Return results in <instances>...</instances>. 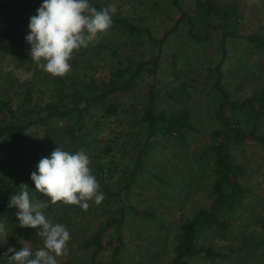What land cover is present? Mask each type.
I'll list each match as a JSON object with an SVG mask.
<instances>
[{
	"label": "trees",
	"instance_id": "trees-1",
	"mask_svg": "<svg viewBox=\"0 0 264 264\" xmlns=\"http://www.w3.org/2000/svg\"><path fill=\"white\" fill-rule=\"evenodd\" d=\"M89 2L97 10L106 7ZM42 3L43 0H0V56L12 55L20 66L32 67L34 74L23 83L13 74L7 75L6 92L0 101V222H6L7 233L5 240L0 236V263L9 247L19 250L25 241L31 243L33 251L43 246L36 230L19 227L18 209L8 207L10 197L18 194L21 184H27L38 199L49 203L46 217L66 226L69 242L77 247L76 255L82 263L124 264V228L130 216L133 221L145 223L139 230L146 225L173 231L170 264H192L202 254L212 262L230 258L231 254L216 252L205 241L230 239L251 194L245 185L249 168L242 160V151L254 144L264 148V84L257 83L258 73L264 72V31L259 28L248 34L242 32L244 15L236 1L194 0L193 10L189 11L181 0H173L179 20L170 31L156 37L147 24L115 13L106 34H98L87 48L74 51L69 61L71 71L64 77H53L31 60V46L25 40L29 19ZM181 22L187 27L193 47L204 50L216 43L220 59L215 65L205 66L206 72L200 74L203 77L199 80L194 69L197 63H181L179 54L173 53L167 62L172 80L163 82L164 46ZM236 41L246 45L248 61L232 70L230 80L223 68L228 45ZM141 45L150 47L149 56L125 57L128 50L135 52ZM254 56L263 62L254 60ZM108 60L107 77H96L94 72ZM199 67L200 64L198 72ZM246 89L250 90L247 94ZM194 93L215 104L209 141L199 155L191 149V138L200 133L194 124ZM103 119L115 120L118 131L109 130L108 135L100 137L107 125ZM57 146L72 153L83 150L89 156L92 172L105 194L100 205L89 202L87 211L63 202L52 205L47 197L35 192L31 173L40 159L50 156ZM170 147L177 150L174 157L188 169L186 179L209 174L208 171L212 177L208 205L173 223H167V216L160 215L156 207L140 209L131 203L132 191L145 177L156 149L170 151ZM121 150L124 154L118 157ZM125 160L124 170L114 178ZM152 175V181L162 185L160 188L169 184L162 173ZM180 199L178 195L167 201L179 205ZM98 212L101 219L93 226L78 219ZM255 221L264 231V215ZM141 239L138 235L134 260L139 254L152 256L151 246L147 245L154 241L144 239L147 249ZM242 239L239 251H248L251 246L255 251L264 248L262 239L255 244L246 236ZM144 247L147 250L142 253ZM108 251L107 263L104 256ZM58 264L73 263L68 260Z\"/></svg>",
	"mask_w": 264,
	"mask_h": 264
},
{
	"label": "rangeland",
	"instance_id": "rangeland-1",
	"mask_svg": "<svg viewBox=\"0 0 264 264\" xmlns=\"http://www.w3.org/2000/svg\"><path fill=\"white\" fill-rule=\"evenodd\" d=\"M104 6L109 4H115L117 7V12L122 16H126L133 20L134 22H143L151 27L156 37L162 36L164 33L170 31L176 26L179 20V13L173 5V0H92ZM220 2L236 1L239 6L241 13L244 15V20L242 23L241 30L244 34L251 33L261 28L264 31V0H219ZM182 6L186 10H193L194 0H181ZM187 27L184 22L179 24V29L171 35V38L167 44L164 46L163 59L165 65L161 74V81L168 82L172 80L171 75L167 73L169 69L168 60L171 61L170 56L173 53H178L180 56V62L195 64V71L197 74L206 72L205 66L209 64L215 65L219 59L220 55L216 54L217 45L216 43L210 44L204 50L200 48L193 47V44L187 36ZM97 37L94 39V41ZM192 45V46H191ZM149 46L141 45L140 48L137 47L136 51L128 50L127 56H133L139 58L143 55L149 56L150 51ZM155 51H157L155 49ZM228 57L225 60L224 72L226 75L229 74V79L233 80L230 76L232 70L238 67L241 62H247L248 60V50L244 43L241 41L231 42L228 45ZM254 60H258L259 63L263 62L261 57H253ZM109 62L100 64L98 70L94 72V75L98 78H106L109 73ZM198 64H200L198 72ZM26 65L20 66L15 62L12 55L0 56V101L3 100V94L6 92L5 80L7 75L13 74L14 78L21 83L30 81L34 74L32 67ZM166 68V69H165ZM230 71V72H229ZM193 74V73H192ZM191 74V75H192ZM198 75V76H199ZM260 79L257 81L258 84H264V72L263 74L257 75ZM203 75L199 76V80H202ZM45 92L46 89L42 87ZM193 90V89H192ZM191 91V89H190ZM195 90L194 92H196ZM249 89H246L244 93H249ZM47 93V92H46ZM202 96L203 92L200 93ZM196 101L193 102L192 108L196 113V121H194L197 129H200V133L194 134L191 138V149L196 150L198 155L201 150L209 141V131L213 122L211 120V113L215 108V104L210 100L208 102V97L203 99L196 96L194 93V98ZM200 114V117H198ZM107 125L103 128L100 137H105L113 129H117L118 123L113 120H104ZM120 129V128H119ZM123 149V148H120ZM170 151H162L161 148L156 149L154 160L148 163L147 172H145V177L141 179L139 185L135 187L132 191L131 203L137 208L146 209L148 206H153L159 209L160 215H166L168 222L178 221L181 217H191L195 211L200 207L208 205L209 198L207 193L210 189L212 183V177L209 174L206 176L202 173L193 179H186L188 177V169L180 159H176L174 155L177 153L175 148L170 147ZM118 157L124 154V150L119 152ZM242 160L248 165V175L245 179V185L251 190V194L248 197L246 206L240 211L242 217L236 222L235 229L227 241H205V245L213 246L216 252H220L225 255H230L231 257L220 259L218 258L215 262L210 261L207 258L198 257L192 264H264V248L258 251L253 250L251 246L248 251H239V248L243 244V237H248V240L252 241L253 244L257 243L258 240H264V231L257 226L255 218L264 215V148L259 145H249L245 146L242 151ZM127 160L124 161L123 166L120 167L118 174L121 173ZM160 172L166 176L168 185H162L152 181V173ZM107 181H109L107 177ZM193 181V182H191ZM185 187L184 192H182ZM157 190V194L155 193ZM178 195H181L179 205L175 204L173 201H167V198L175 199ZM163 205V206H162ZM171 209V212H167ZM84 224H94L98 223L101 219V212L94 214H87L85 217H79ZM79 220V221H80ZM170 223V224H171ZM145 223H140L139 221H133V218L128 217V222L124 228V236L126 239L127 248L124 250L123 263L124 264H170V256L172 254V239L173 231L158 230L157 228H146L142 226V230H139L140 225ZM26 229V228H22ZM141 235V245L146 246V241L144 239H150L149 241H154L149 243L147 246L151 248L152 256L140 255L137 260L132 259L133 255L136 253V248L138 245L137 236ZM204 242V241H203ZM204 244V243H203ZM146 246V248H147ZM76 246L74 243L68 242V255L57 257V261L63 262L72 260L73 264H85L82 263L80 258L77 257L78 253L76 251ZM142 253H145V247ZM110 251L105 253L104 260L108 263L110 260ZM77 254V255H76ZM248 255V256H247ZM4 262L0 264H9L6 261L7 257H4ZM105 262V263H106ZM259 262V263H258Z\"/></svg>",
	"mask_w": 264,
	"mask_h": 264
},
{
	"label": "clouds",
	"instance_id": "clouds-1",
	"mask_svg": "<svg viewBox=\"0 0 264 264\" xmlns=\"http://www.w3.org/2000/svg\"><path fill=\"white\" fill-rule=\"evenodd\" d=\"M115 4L101 10L89 0H43L36 15L29 19L31 60L53 77H64L71 71L74 51L87 48L98 34H106L112 27ZM91 160L83 151L75 153L55 147L50 156L42 157L31 173L35 192L49 199L52 205L63 202L77 205L83 211L100 205L105 194L90 167ZM49 203L38 199L27 184H21L18 194L10 197L9 208L16 213L19 227L36 230L43 246L33 251L30 242H23L17 250L9 247L5 256L9 264H58L57 257L68 255L71 239L66 226L53 223L45 215ZM6 222H0V236L7 237ZM10 254V255H9Z\"/></svg>",
	"mask_w": 264,
	"mask_h": 264
}]
</instances>
